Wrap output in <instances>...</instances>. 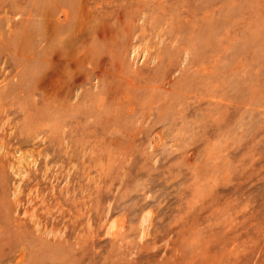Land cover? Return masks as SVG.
<instances>
[{
    "label": "rangeland",
    "instance_id": "1",
    "mask_svg": "<svg viewBox=\"0 0 264 264\" xmlns=\"http://www.w3.org/2000/svg\"><path fill=\"white\" fill-rule=\"evenodd\" d=\"M0 264H264V0H0Z\"/></svg>",
    "mask_w": 264,
    "mask_h": 264
},
{
    "label": "bare ground",
    "instance_id": "2",
    "mask_svg": "<svg viewBox=\"0 0 264 264\" xmlns=\"http://www.w3.org/2000/svg\"><path fill=\"white\" fill-rule=\"evenodd\" d=\"M47 14V13H46ZM47 16H48V14H47ZM54 30V29H53ZM55 33V32H54ZM43 37V36H42ZM46 37V36H45ZM51 41V40H50ZM56 41V40H55ZM52 42H54V39H53V41ZM52 48V47H51ZM50 50V49H49ZM55 50V49H54Z\"/></svg>",
    "mask_w": 264,
    "mask_h": 264
}]
</instances>
